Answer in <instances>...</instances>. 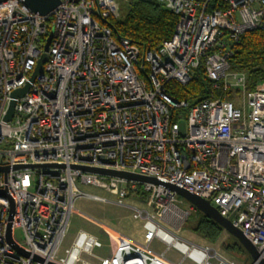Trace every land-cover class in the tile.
<instances>
[{
  "label": "built area",
  "instance_id": "1",
  "mask_svg": "<svg viewBox=\"0 0 264 264\" xmlns=\"http://www.w3.org/2000/svg\"><path fill=\"white\" fill-rule=\"evenodd\" d=\"M154 1L177 24L170 40L142 53L105 24L118 17L120 0H60L47 16L24 0H0V168H9L0 171V191L15 208L10 222V200L0 197V264H258L227 262L171 231L189 213L176 192L72 166L155 178L209 201L264 260V88L248 90L246 77L230 72L233 45L264 30V0ZM51 32L42 75L13 99L30 83ZM200 68L213 92L239 89L243 103L213 93L189 108L167 94V83L185 86ZM179 109L188 110L185 136L183 117L172 119ZM84 188L119 200L147 196L155 214L136 212L145 222L141 240L106 227V244L79 230L64 247L77 200L109 202ZM172 249L181 260L168 255Z\"/></svg>",
  "mask_w": 264,
  "mask_h": 264
},
{
  "label": "trees",
  "instance_id": "2",
  "mask_svg": "<svg viewBox=\"0 0 264 264\" xmlns=\"http://www.w3.org/2000/svg\"><path fill=\"white\" fill-rule=\"evenodd\" d=\"M105 24L112 28L116 40L128 39L145 53L157 49L164 41L171 39L177 24V16L154 0H120L118 17L108 20ZM232 50L230 72L245 74L248 90L264 82V30L243 34L233 45ZM233 90L229 89L225 93L222 89L213 92L211 82L203 68L198 69L193 80L185 86L176 82H169L166 85L167 94L178 102H186L189 108L209 98L213 93L218 97L223 95V99L233 100ZM187 113V109L175 110L172 112L173 122H177L180 116L186 119ZM144 197L139 196V200H145ZM193 210L183 224L184 229L210 243H216L224 231L223 228L195 207ZM222 246L243 262L252 261L244 247L234 237L229 236Z\"/></svg>",
  "mask_w": 264,
  "mask_h": 264
},
{
  "label": "rangeland",
  "instance_id": "3",
  "mask_svg": "<svg viewBox=\"0 0 264 264\" xmlns=\"http://www.w3.org/2000/svg\"><path fill=\"white\" fill-rule=\"evenodd\" d=\"M231 74H239V73H233ZM245 76V74H240ZM246 77V76H245ZM257 86H260L264 88V82H260ZM240 93V94H239ZM232 97L234 100H236L238 103L241 104L243 103V91H239L237 89H234L232 91ZM236 97V98H235ZM179 126H180V133L182 136H185L188 132V125L187 121L183 118L179 120ZM85 191H88L89 193H96L98 195H103L105 197H114L110 195L108 192L105 191H100L92 188H84ZM145 200H129L131 203H135L139 205V209H145L148 211L150 214H155L149 206H147V196L144 197ZM128 201V200H126ZM179 208L185 212H189L188 214H180V216H185L183 218V221L177 222L175 221V224H181V227L179 230H183L185 224L184 222L186 219L189 217V215L194 211L190 204L184 200V203L179 204ZM140 210L136 208H129L121 205H117L113 202H102V201H97L92 198H87V197H82L77 200L76 202V214L71 218L69 230H68V235L64 244V247H68L74 236L79 230H84L90 233H93L95 235H99V237L104 241L106 244L107 241L102 235L103 228L109 227L113 228L121 233L127 234L131 236L133 239L137 238L141 240L142 235L144 233L143 225H144V220L141 219H135V214ZM169 229L173 231L177 236L178 230L176 228H172L170 226ZM187 230V229H185ZM189 231V230H187ZM191 232V231H190ZM194 234V233H193ZM196 235V234H195ZM197 237L203 239L202 237L196 235ZM180 237V236H179ZM181 238V237H180ZM204 240V239H203ZM208 242V241H207ZM214 244V243H213ZM166 247L164 244L155 242L153 244V248L155 250H158L160 252L165 251ZM221 250L227 254L228 256H231L232 258L238 259L236 256L233 254L227 252L222 245H220ZM98 254L100 255H105L108 253V248L105 247L103 250L97 251ZM170 257L176 259V260H181L182 257L180 254H178L176 251L173 249L169 252L168 254ZM184 264H191L189 261H185Z\"/></svg>",
  "mask_w": 264,
  "mask_h": 264
},
{
  "label": "water",
  "instance_id": "4",
  "mask_svg": "<svg viewBox=\"0 0 264 264\" xmlns=\"http://www.w3.org/2000/svg\"><path fill=\"white\" fill-rule=\"evenodd\" d=\"M5 1V0H2ZM25 5L34 13H37L41 16H47L50 15L60 4V0H24ZM52 39V32L50 33L46 44L44 46V53L42 54L41 58L39 59L36 68L30 78V83L27 84L24 88L19 89L12 93L13 99L22 98L26 95V93L30 89V85L35 81V79L42 75L43 72V66L47 62L48 59V49L49 45ZM15 100H12L7 115L5 116V121L10 122L14 116V108H15ZM23 166H17L14 169L22 168ZM32 168H39V166H29ZM58 167V166H56ZM187 167V163H186ZM72 169L81 170L85 173H92V174H98L103 175L107 177H113V178H119V179H126L129 181H135L140 183H149L153 185H161L165 188L169 189L170 191L176 192L179 197L186 200L191 206L195 207L197 210L204 213L206 216L211 218L213 221H215L217 224H219L224 231H226L230 236L237 239V241L244 247L246 252L249 254L250 259L253 262H258V264H264V260L260 259L259 252L257 251L256 247L253 246V244L245 238V236L242 234L240 230L235 228L233 224L228 221L227 219L223 218L219 212L211 205L209 201H206L204 199H201L181 188H178L175 185H171L168 183L161 182L155 178H149V177H143L136 174H131L127 172H120V171H112V170H106V169H99V168H90V167H79V166H72ZM9 168H0V171L6 173L8 172ZM0 197L7 198L10 200L11 208L9 213V220L10 222L13 220L14 217V204L11 198L9 197L7 191H0ZM11 228L12 224L10 223L7 230V237L8 240L11 242ZM15 248L24 256H28L27 253H25L23 250ZM36 260H39V258H36ZM247 263V262H246Z\"/></svg>",
  "mask_w": 264,
  "mask_h": 264
},
{
  "label": "bare ground",
  "instance_id": "5",
  "mask_svg": "<svg viewBox=\"0 0 264 264\" xmlns=\"http://www.w3.org/2000/svg\"><path fill=\"white\" fill-rule=\"evenodd\" d=\"M227 100H229V99H227ZM233 100H234V98H233ZM236 100H234V101L236 103H238ZM84 192L87 193L88 195L98 196L104 201H109V202H113V203H115L117 205L129 207V208H136L138 210L145 211V209H139V207H138L139 205H137L135 203H131L129 200L128 201L119 200V199H116L114 197H105L103 195H98L96 193H89L88 191H84ZM144 224H145V222H144ZM177 234L179 235L180 233L178 232ZM229 236L230 235L226 231H223L221 236H220V238L218 239V241L216 243H214V244L210 243V242H207L206 240H203L201 238L193 237L194 238L193 244H195L197 246H200V247H203V248H207L209 251H212V252L216 253V256L218 258H222V259L226 260L227 262H231V261H234L233 258H231L227 254H225L220 248V245H222L229 238Z\"/></svg>",
  "mask_w": 264,
  "mask_h": 264
},
{
  "label": "crops",
  "instance_id": "6",
  "mask_svg": "<svg viewBox=\"0 0 264 264\" xmlns=\"http://www.w3.org/2000/svg\"><path fill=\"white\" fill-rule=\"evenodd\" d=\"M178 232L180 233V237L182 238V239H184V240H186V241H188V242H191V243H193L194 242V238L193 237H197L195 234H193L192 232H190V231H187V230H185V229H183V230H178ZM177 232V233H178ZM197 238H199V237H197ZM135 239V238H134ZM135 240H139V239H135Z\"/></svg>",
  "mask_w": 264,
  "mask_h": 264
}]
</instances>
